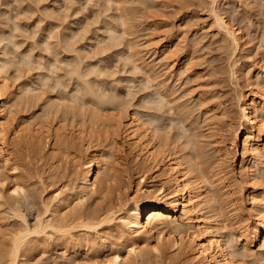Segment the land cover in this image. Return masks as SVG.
I'll return each mask as SVG.
<instances>
[{"label": "rangeland", "instance_id": "374dc122", "mask_svg": "<svg viewBox=\"0 0 264 264\" xmlns=\"http://www.w3.org/2000/svg\"><path fill=\"white\" fill-rule=\"evenodd\" d=\"M124 1L125 2H122L123 3L122 5L125 8L127 7L129 11H131L130 9L131 8L133 9V7L135 6L134 10H132L131 12L134 13L136 12V15H134L133 13L131 14V12L130 15L131 18L132 15L133 17H135L134 20L133 19L131 20H133L132 23L135 22L134 24H132V27H135L133 29L134 31L137 29L136 33L135 34L126 33L124 34V36L120 35L118 38L120 39L122 38L121 40L118 38L117 39L111 38V40H109L110 39L108 37L109 33L106 30V26L108 25L107 21L112 19V22L114 21L113 22L114 24L115 23L118 24V22L120 21V20H114L117 16V15L115 16V14L118 13L117 12L118 9H116L117 6L116 1L46 0L45 2V0H39V1L0 0V11L1 10L3 11L5 9L4 10L5 12L3 11L4 14H2L4 15L2 16L3 18L0 15V28L6 31L3 32L4 34H6L3 36L6 38L7 36H9L7 39L11 40V41L4 40L3 45L6 46L5 50L7 52L9 51V53L13 54V56L11 55L13 57V60L15 62L17 60L18 63L22 64L19 68L20 71L19 70L18 71L21 72L19 74H22L23 76L21 75L22 76V77L20 76L21 79L19 77L17 80L19 82H16L15 83L16 85L14 84V87L13 86L11 87L14 89L16 88L18 89L19 88L18 86H20V82L23 81L24 82L30 81L32 82L33 86H36L33 87L35 88L34 90L36 92L34 91L33 94H30V98L28 99V101L21 102L19 103V105H16L17 107L15 106L16 108L14 107L17 113L13 125L18 123V121L20 120L27 121L28 119L29 122L27 123L30 124V127L33 126L31 128L43 127L44 125L41 123L40 118L41 115L43 114L42 111L44 110V108L45 109L47 108L45 104L47 100L49 101L55 100L58 102L60 101V103L63 104V106L61 104L62 110L64 109L63 111H65V109H67V111L68 109L71 110V108L72 110H74L73 106H75V109L79 107V103L77 104V102L71 101V97H70L71 93H69L68 90L63 89L60 86L62 88L61 91V88H59L58 85H56L55 87V84H57L55 83L57 81L55 79H57L59 73H61L63 76L65 75V77L67 76L66 77L67 80H71V82L69 81L70 86L73 85L75 86L76 84L75 82H77L76 79H74L75 76L69 77L71 76L72 73L71 70L72 67L71 66L69 67L68 63L65 64V62H63L64 57H67V55L71 57L75 56L76 55L74 53L75 51L71 50L72 52L68 51L69 53L66 54L67 51L64 50L65 52H62V54H60L62 49L57 50V49H51V47H49L50 48L49 50L47 44L43 43L44 41L42 42V40L49 41L48 39H51L50 42H55V40L57 42L58 39L55 38L56 36L54 34L56 28H57L56 30L57 32H55L56 34L58 33V31H62V30L63 31L59 32L58 34L60 33L64 34L65 32L67 33V34L65 33V35H67L68 37V38L66 37L68 42H69V38H72V42L75 40L76 45L74 42L72 43L70 41L71 45L72 44L75 45L76 48L82 47L83 54H85L84 53V49H85L86 52L85 56L87 55L86 56L87 58L85 57V59L87 60L86 63L88 62L87 65L90 63L88 65L90 68L88 67V69L90 71L91 70L93 71V72L91 71L92 72L91 75L88 74L90 76H87V78L89 77L88 78L89 83L91 81L93 84L92 86L93 87L95 86V89H97L98 87L99 89L97 90L100 91L101 94L103 92V94L105 95L104 97L107 98L112 97L111 99H114L115 97V99H117L118 101L119 99L120 100L125 99L127 101L130 100L132 103L135 102L136 104H134V106L135 105L138 106V108L136 106L135 107L140 110V113H142L141 115H143V117H148V115L156 112L155 105H151L152 103L150 101L153 100L156 94L155 87L157 86L155 83H158L160 81L159 82L160 86L162 85L161 87L164 90L166 88L167 92L169 93V96L171 94L169 91L174 90L172 91L173 92L172 96H170L171 98H168L169 96L167 97V99H170L172 103L174 102L173 105L174 109L173 108L170 109L168 103L167 105H165V107L167 106L168 108L167 107L163 108L162 106L161 108L163 109V111L162 110L159 111L162 114V116L167 117V118L164 117V119L166 120H163L162 118L161 121L162 124H160L161 126H165L164 129H166V125L168 127L171 126L170 124L171 116L169 115L171 114L173 116V119H178L180 117L178 114H180L181 112H177L174 114V112L179 110L177 106H179L180 104H181L180 106H182V104L186 106L187 103H188L187 106L191 105L189 107L191 109L195 106V109L193 108L195 111L192 115V119L190 118L191 121L189 120L188 121L191 124L192 122L196 121L194 120L196 118L199 121L196 122H198L199 125L201 123L202 129L200 127L197 128H200L198 129V132L204 133V135L201 136V139L205 140V143L210 139L209 127H208L210 126V124L207 123L209 122L208 121L209 119L207 118V114L211 115L210 113L214 114L216 112L217 116L225 117V120L224 118L219 117L221 120L223 119L224 121H226L227 117L222 115L223 113L226 112L225 110L229 108L230 110L228 109V113L230 112L229 114L231 115L232 123H235V125L236 124L239 125V123L241 124L242 119L240 117V111H239L240 107L238 104L239 92L242 90L243 92L249 93L251 92V90H256L259 96L264 94V0H216L215 9L217 10V12L224 18L225 21L228 22V25L231 28L236 29L237 32L239 31L238 33L241 36V38H240V45L239 47H237V49L234 47L231 41H229V39L224 35V33L219 29L218 23L215 20L216 19L214 16L215 14L211 6L213 5L212 3L213 0H147L146 3H144L146 0H144V2H142L141 0H124ZM45 6L46 7L48 6L52 12L50 11V9H47L48 7L46 8ZM43 11L45 14L43 13ZM49 12L50 14H48ZM41 15L43 17H40ZM108 15L111 17H109ZM104 17H106V21L102 22L104 20ZM54 18H57L58 21H55L57 19L54 20ZM16 23H18L20 26ZM54 23L57 24V27L56 25H54ZM14 24H16L17 26ZM101 28H105V30L104 29L102 30ZM117 28L120 29L121 31L122 27H120V23ZM84 29L87 31H85ZM51 34H53L55 37L53 35L51 36ZM97 35L101 39L98 38ZM82 36H84L83 41H82ZM64 37L65 36H63V39ZM106 37L108 38L107 41L108 43L103 42L104 40L106 41L105 39ZM15 41L17 42L20 41L18 47L14 45L16 43ZM161 41H164V43L166 42L169 43L172 46V48L174 47L173 48L174 51L177 50L175 52V55L174 56L172 55L173 59L172 57L165 59L164 57L165 54L163 53V51L162 52L160 51L155 55H153L154 50L151 48V46L153 47L154 44H158L157 42H161ZM41 42L48 49H45V46H43ZM62 42L64 43V41ZM62 42H60L61 45H63ZM51 44L53 45V43ZM108 44L113 45V47L109 45V47L111 46L110 49L106 48L105 46L108 47ZM135 44H137V48L142 49L144 53L146 52L144 54L146 55V58L144 56L143 64L145 61H148L150 67L153 68L156 65L152 69L151 73H150L151 70H149L151 68H148L149 66L146 67L147 62H145L144 64L145 66H143V68L144 67L145 68L140 69V67L138 68L134 67L132 60L129 58L130 53L128 52V49L131 48V46L135 47L136 46ZM54 45L56 46L58 44L56 43ZM102 47L103 49L104 48L107 49V50L104 49L105 51L103 54L101 53L103 51ZM100 48L102 51L100 50ZM82 49H80V51H82ZM161 49L162 48H160V50ZM32 50L34 54H31L33 53ZM51 50L53 51L51 52ZM56 51H60L59 52L60 56L56 54L58 53ZM29 55L33 56L32 61L35 60L34 61L35 64H33V67L34 66L35 67L33 68L31 65L30 66L31 69L29 66H26L27 64L22 62L23 58ZM36 55H38L39 57ZM71 59H73V57ZM41 60H43L42 63L45 62V64L44 65L40 64L41 69L39 70V66L36 67V65H38L39 64L38 61ZM173 60L175 61L174 65H172V63H174ZM187 60H188V64L186 65ZM51 62L52 64H54L53 66L51 65ZM129 62L132 64H129ZM47 63H49L50 66L52 67H50ZM47 65L49 66V68H51L50 70L52 71V74L54 71L58 74L56 76H55L56 73L52 75ZM97 65H99V67H96ZM169 65H171L172 67ZM54 66H56L55 68L56 70L54 69ZM44 70H46L47 73L49 72L51 74L50 76L52 79L51 78L49 79L50 83L48 84L46 81H44L46 83L43 82V80L47 78L45 77L44 73L42 74ZM97 70L99 72L101 71V74H96L95 71L97 72ZM38 71L44 76L39 75ZM152 73L153 75L152 77L150 76V80H149L147 74L151 75ZM154 75L157 77L156 80H153V78L154 79L156 78ZM158 76L160 77V79ZM101 78L102 80L103 79L104 80L102 81ZM221 78L222 80H220ZM148 80L150 81L149 83ZM143 82L145 84H143ZM163 83L166 84L164 85ZM152 85L154 88L151 87ZM102 87L104 88L102 89ZM193 87L194 89H192ZM195 87L197 88V90ZM104 89L105 90L107 89V92ZM189 89L191 92L189 91ZM200 93H202V95ZM143 95L145 99L148 98V95L151 98V99H147V102L149 104L146 103L147 105L145 104V106L143 102L146 100L144 99ZM206 97L211 98V99L210 98L206 99V102H208V104L209 103L212 105L215 104V110H212L210 113H206L205 111L207 108L206 105H208L207 103L202 102L205 105H203L202 103H198L200 102L199 99L202 101V98H204L205 100ZM215 97H216V101H215ZM173 100H177L179 104L177 101L176 103ZM182 100L184 101V103L182 102ZM118 101L115 102L119 104ZM185 101L188 102L186 103ZM112 102L113 100L111 101V103ZM115 102H113V106L117 105ZM107 104L106 105L104 104V106L99 105L98 107L88 103V105L86 106L88 107L86 109V114L88 118L93 114V112L96 113L97 115L98 119L96 124H98V128L96 127V129L104 128L103 122L109 120L110 117L113 116V114L115 113L114 111L115 109L112 110L113 107L110 106L111 104L108 105ZM142 105L144 106V108ZM101 106L102 108H100ZM151 106H153L154 108ZM154 109L155 111H153ZM165 109L167 110V112H165L166 111ZM169 109L170 112L168 111ZM175 109L176 111H174ZM148 112L150 114H148ZM37 114L39 115L41 114L40 117H38ZM195 115L198 116V118ZM177 116L179 117L175 118ZM44 118L45 117H42V119ZM47 118L48 119L45 120L47 122L49 120L51 124L49 122L48 123L46 122V126H44L43 129L44 128L52 129L53 131L55 127V123H53L54 119L51 122L52 120L51 116L48 115ZM37 119L40 120L37 121ZM33 120L34 121L36 120L35 121L36 123ZM30 122L33 124H31ZM38 122L41 124L38 125L37 124ZM88 123L92 124L93 121L88 120ZM190 124L188 125L189 127ZM192 124L191 127H194L193 125L197 126L196 123L193 125ZM111 126L110 127L112 129L113 128L115 129L112 130L109 128L110 132L112 133L109 132V134L102 135L101 142L103 145L100 142L99 144L98 141L94 140L92 146H94L95 144L97 145V143L100 145L98 147L99 148L101 147L102 150L101 152L104 155V158L102 159V164L104 165L107 164V167L109 169L108 171L110 172V178H113V176L114 177L118 176L116 181L113 182H120V189L119 188L114 189L112 192L108 190L107 191L105 190L104 192L91 191L90 194H88V196L82 202H80L76 196H72V198L74 197V199L73 200L71 199L72 202L69 201L70 206H67L66 208L67 211L70 212L71 210H75L73 209L74 207L80 208L83 211H92L93 209L94 210L100 209L102 207L104 210H106L105 209L106 206L112 205L115 207V209L119 208V211H117L116 213L118 216L124 210V208H122L124 207V203L122 204V202H124L126 198L136 196L137 193L139 192L138 191L136 193V190H138V188L142 187L143 185L149 183V180H144L141 183H139V176L144 172L145 174L147 173V175L149 176L152 172L151 171L147 172L144 166L142 168L139 166L140 168H137L138 170L134 168L137 166L135 164L136 160L134 161V159L136 158L133 155L134 153L132 154L131 152H129V150L125 147V144L123 143V131L121 130V128L118 129L117 125H116L117 128L113 127V125ZM174 126H175L174 124H172L171 126L172 128H174L173 131H171V129L169 128L171 131L170 133H174L177 130L176 126L175 127ZM191 127L190 129H192ZM70 128L71 127L69 125L66 126V130L69 131ZM188 132H189V136H191V133L193 131L192 132L188 131ZM188 132L184 136H187ZM96 137H98V135ZM8 139L9 140H7L8 145L6 152L9 153L11 156L10 159L11 163L9 161V163L7 164L8 166H6L5 169L1 170L4 176L6 175L7 182L4 186L0 185V257L4 255L3 258H5L8 255V252L10 250L9 249L10 243L8 241L10 240V236L13 233L17 232V230L23 229V227L26 226L32 228L38 227L40 218H46L48 216L53 217L54 213H48L46 211V203L57 202L56 198L57 196H59L58 194H60V197L63 196L70 197L72 195V192L75 189H77V185H76L77 176L84 169L83 163L87 160V155L90 150L89 147L85 146L84 144L82 145L81 143L79 145L77 144L72 149H67V150L57 149V148L54 149V139L51 133L47 136L46 142L45 139L43 140L45 143V144L42 143L43 146L40 145L38 146V144H35L34 141L33 143H30L31 140H29V144L28 143L25 144L24 142L22 143V145L21 144L17 145L12 140V135H9ZM184 139L185 138L183 137V140ZM224 144H225L224 146H226L225 148L226 150L225 149L224 150L227 151L228 148H230L228 146L230 143L228 144L227 142ZM212 147L213 144H208L205 147L206 151L208 150L207 153L213 152ZM236 147H237L236 151L235 149L233 150V152L235 151L236 154L234 153L232 156L231 153L230 154L227 153L228 156L227 161H229V164L227 163L228 166L226 165V167H228L226 169L227 171H229L228 176L231 182V187L235 190V192H233L234 194L228 196L229 201L227 203L229 209L228 210L229 213L228 215L230 217L229 219L231 224L235 226L234 227L235 231L237 229L246 227L248 222L253 217L252 211L254 212V210L252 209L253 206L251 205L252 200L248 195L250 190H252V188L256 186L257 189H259L260 193L264 192L263 170L258 169L259 171L254 173V177L248 181L246 177L243 175L241 170V158L243 155L242 140L239 141V144L238 146L236 145ZM105 160L107 161L105 162ZM127 177H129V179H127ZM15 180H19V182H21V184L25 188L24 190L26 191L22 190L18 193L12 191L11 187ZM154 187L157 186H153V188ZM120 195H122L121 196L122 198L119 197ZM110 198L113 200L112 204H110L111 202ZM117 198L119 200L121 199L120 202L119 200H117ZM107 222L109 221H105L101 223V225L99 224L98 225L99 228H97L96 230L94 229L87 230L88 232L90 231L91 233L88 236L91 239H93V237L95 236L94 239L96 240L98 239L96 237L99 236L100 238V236L102 237L104 236L110 246L112 245V243H114L113 244L114 247L119 248L122 254L126 253V249H125L126 248L125 245L127 244L126 239H124L123 237L118 239L112 234V232H110V230H108V228L105 229L106 227H109L111 224H113V222L115 221L113 222L110 221V223ZM76 231L74 232V236H73L74 239L70 237V240L73 239L72 240L73 242H68V244L74 243L75 238L79 240L80 236L83 234V233L81 234L82 232L81 228H78ZM56 236L57 235L49 236L44 234L43 232L42 233L40 232V234L37 233L36 234L33 233L32 235L30 234V237H32L33 239L31 238L32 240L29 243V247L34 245L33 246L34 250L32 247L30 251L29 248L30 254L27 253V255H25L24 258L22 256L21 259L22 262L20 261L19 264H56V262L60 264V262L62 263V260L63 262H66V261H70L71 259H72L71 260L72 263L75 260H77V262L75 261V264H96V261L90 259L89 255L93 254V256H95L94 253H96L98 254L96 256L99 257L98 258L99 260L102 259V257L106 252L105 250L98 248L101 247V245L100 246L97 245L98 247L96 245L92 247L93 246L92 243H88V245H92L89 246V249H91V247L93 249L90 250L91 253L89 252L88 255H85L84 253L86 250L87 243L83 244L82 239H81L82 241L80 240L77 241L79 245L75 244L76 243L75 241L74 244L68 245L69 247L68 246L66 247V245L64 244L62 247V244H60L59 241V237L57 236L58 240H56L57 239ZM157 241H158L157 238L155 237L152 238L150 244L145 245L147 251L145 257L137 258L138 260L136 262H135V258H133L132 261L133 264H193V261L189 258L175 259L173 255H171L170 253L172 250H167L164 252L158 251L156 248L158 243ZM58 244H60V246H58ZM95 247L97 249H94ZM111 247L113 248V246ZM257 249H258V244L256 243L254 245V250ZM64 250L66 251L65 254L68 253L67 255L64 254ZM94 250L97 251L95 252ZM92 251H94V253H92ZM70 253L72 254V256H70ZM62 257L63 259H61ZM64 257L66 258V260H64ZM255 259H256L255 260L256 264H264V256H261L260 254H256Z\"/></svg>", "mask_w": 264, "mask_h": 264}, {"label": "bare ground", "instance_id": "6f19581e", "mask_svg": "<svg viewBox=\"0 0 264 264\" xmlns=\"http://www.w3.org/2000/svg\"><path fill=\"white\" fill-rule=\"evenodd\" d=\"M112 1L117 2L116 9H118L117 10L118 13L115 14V16L116 15L117 16L116 18L114 17L115 18L114 20H120V21L118 22V24L117 23L114 24L113 23L114 21L112 22V19L110 18L109 19L111 20V22L110 20L107 21L108 25L107 24L106 25L108 27L106 25L105 26H106L107 32L109 33V36H108L110 38L109 40H111V38L117 39L120 35L124 36V34L126 33L135 34L137 29L134 31L133 29L135 27H132V24L135 23V22L132 23L135 17H133L132 15V18H131V15H130V12L134 10L135 6L133 7V9L132 8L130 9L131 11H129L127 7L125 8L122 5L123 4L122 2H125L124 0L123 1L122 0H112ZM141 1L144 2V0H141ZM146 2L147 0L144 3ZM212 3H213V5H211L212 10L215 14L214 15L216 18L215 20L218 23L219 29L224 33V35L229 39V41H231V43L237 49V47H239L240 45V38H241V36L238 33L239 31L237 32L236 29L231 28L228 25V22L225 21L224 18L217 12V10L215 9L216 0H213ZM47 9H50V8L48 7ZM3 11L2 10L0 11L1 17L4 16L2 15L4 14ZM132 13L136 15V12L135 13L131 12V14ZM48 14H50V12ZM40 17H43V16L41 15ZM55 19L57 18H54V20ZM55 21H58V19ZM105 21H106V17H104V20L102 22H105ZM40 22H43V21H40ZM55 23L54 25H56L57 27V24ZM119 23H120V27H122L121 29L122 32L120 31V29L117 28L119 26ZM101 29L105 30V28H101ZM56 30L54 31V34L56 37L53 34H51V36L53 35L56 39H58L57 42L56 40L55 42H50L51 39H48L47 37L46 38L49 41L42 40V42L44 41L43 43H46L48 48L51 47V49H57V50L62 49L60 54H62V52H65V51H67L66 54L69 53L68 51H71V50L75 51L74 53L76 55L74 54L75 56H72L73 59H71L72 58L71 56L67 55V57H64L63 62H65V64L68 63L69 67L70 66L72 67L71 69L72 73L70 71L71 76L69 77L75 76L76 78L74 77V79H76L77 82L74 81L76 83L75 86L74 85L70 86L71 80H67L66 79L67 76L65 77V75L63 76L61 73L58 74L54 71L53 74L56 73L55 76L58 74L57 79H55L57 80L55 82L57 83L55 84V87L56 85H58L59 88L62 87L63 89L68 90L69 93H71V96H70L71 101L77 102V104L79 103V107L75 109V106H73L74 110H72L71 108V110L68 109L67 111V109H65V111H63L64 109L62 110V107H61L62 103H60V101L58 102L55 100L53 101L47 100L45 102L47 108L46 109L44 108L43 111L41 110L43 113L41 114L43 116L40 114L41 120L37 119V121L40 120L41 123L44 126H46V122H47L46 120L48 119L47 117L48 115L51 116L52 120L50 118L49 119L51 120V122L54 119L53 123H55V127L52 131V129H45V128L44 130L43 129L44 126L31 128L33 126L30 127V124L27 123L29 122L28 119L27 121L20 120L18 121V123L13 125L14 120L16 119V113H17L15 109L17 107L16 105H19V103L21 102L28 101V99L30 98V94H33V92L35 91L34 90L35 88L33 87H36V86H33L32 82L30 81L29 82L23 81V82H20V86H18L19 87L18 89L17 88L14 89L11 87V86L14 87V84L16 82H19L17 80L22 75V74H19L21 73L19 72L20 71L19 68L22 64L18 63L17 60L15 62L12 57L13 54L5 50L6 46L3 45V42L4 40H8L7 38L9 36H7V38L4 37L3 35H6V34H4L3 32H6V31L0 28V185L4 186L7 182V177L6 175L4 176L1 170L5 169V167L8 166L7 164L9 163L11 159L10 154L6 152L7 145H8L7 140H9L8 139L9 135H12V140L17 145H20V144L22 145V143L24 142L25 144L27 143L29 144V140H31L30 143H33L34 141V143L38 144V146L39 145L43 146V144H45L43 140L45 139V142H46L47 136L51 133L54 139V149L55 148L66 149V150L72 149L74 146H76L77 144L79 145L81 143L82 145L84 144L85 146L89 147L90 150L89 152L87 151L88 152L87 160L83 163L84 169L77 176V182H76L77 189H75L72 192V195L70 197L69 196L60 197V194H58L59 196H57L56 198L57 202L55 203L47 202L46 203V211L48 213H54L53 217L48 216L46 218H40L38 227L32 228V227L26 226V227H23V229L17 230V232L13 233L10 236V240L8 241L10 243L9 244L10 250L8 249L9 250L8 255L6 254L8 257L6 256L5 258H3L4 255H2L0 257V264H19L20 261L22 262L21 260L22 256L24 258V256L27 255V253L30 254L31 249L34 246L33 245L29 247V243L33 239L32 237H30V234L31 235L33 233L40 234V232L41 233L43 232L44 234L49 235V236L57 235L59 237L60 244H62V247H63V244L66 245L67 247L68 245L74 244L75 241H76L75 244L79 245V243H77V241L79 240L80 241L83 240L82 241L83 244L87 243V245L88 243H92L93 246L86 245V250L84 253L85 255H88L90 250L93 249L92 247H94L95 245L96 246L101 245V247H98V246L97 247L99 249L101 248L102 250L106 251L102 259L98 260L99 257L96 256L98 254L94 253V251L96 252L97 250L92 251V253H94L95 256H93V254L89 255V258L95 260L96 264H133L132 262L133 258H135V262H136L138 260L137 258L145 257V254H147L145 245L150 244L152 238L154 237L157 238L158 240L157 241L158 243L156 246L158 251L164 252L167 250H172L170 253L171 255H173L175 259L189 258L193 261V264H251V263L256 264L255 263L256 254H260L261 256H264V192L260 193L259 189H257L256 186H254V188L250 190L248 195L250 196V199L252 200L251 205L253 207L252 206L251 207L254 210V212L252 211L253 217L248 222L246 227L240 228V229L236 228L237 230L235 231V228H234L235 226L231 224L230 219H229L230 218L228 215L229 209L227 206V203L229 201L228 196H231L232 194H234L233 192H235V190L231 187V182L228 176L229 171H227L226 168L228 167H226V165L227 163L229 164V161H227L228 159L227 153L229 154L231 153L233 156V154L235 153L237 149L236 145L238 146L239 141L242 140L243 155L241 158V170H242L243 175L249 181L254 177L255 172L259 171L260 169L263 170L264 172V94L259 96L256 90H251V92L249 93L239 90L240 92L238 94V100H239L238 104L240 107V110H239L240 117L242 119L241 120L242 123L241 124L239 123V125L237 124L235 125V123H232L231 115L229 114L230 112L228 113L229 108L225 110L226 112L223 113L222 115V116L227 117L226 121H224L225 117L217 116L216 112L214 114L210 113L212 110H215V104L214 105L210 103L208 104V102H206V99L207 98L209 99L211 96L206 97L205 100L204 98H202V101L199 99L200 102L198 103L203 102V103L208 104L206 105L207 108L205 111L206 113L211 114V115L207 114V118L209 119L208 120L209 122L207 123L210 124V126H208L210 139L206 142L207 144L205 143V140L201 139V136H203L204 133L198 132V129L201 128V123L199 125L198 123L199 121L196 118L194 119V117L193 119L198 122L194 121L192 123L193 124L198 123V124L197 126H195L191 123L195 128L191 127V124L189 121H191L192 115L195 111L194 110L195 104L193 105L194 109L193 108L191 109L189 108L191 106L190 104H189L190 106H187L188 101L187 102L185 101L187 103L186 106L184 104L180 106L181 105L180 104L179 106H177L179 110L178 111H176V109L174 110L176 111L174 112V114L177 112H181L180 114H178L180 117L179 116L175 117V118L179 117L178 119H173V116L171 114L169 115L171 116L170 117L171 126L172 124H174L177 129V130L175 129L176 131L174 133H170L171 131L174 130V128H172L171 126L168 127L166 125V129H167L166 130L164 129L165 126L160 125L162 124L161 122L162 118L163 120H166L164 119V117L165 118L167 117L162 116V114L159 111L161 110L163 111L161 107L163 106V108H166L167 106L165 107V105H167L168 103H169L168 106H170V109L172 108L174 109V106H173L174 102L172 103L170 99H167V97L169 96V93L167 92L166 88L165 90L162 89L161 87L162 85L160 86V83H159L160 81L158 83H155L157 86L155 87L156 94L153 100H150L152 103L150 104L155 105L156 112L152 114L148 112V114L150 115H148V117H143V115H141L142 113H140V110L137 109L138 106L135 105L137 108L134 106V104H136L135 102L132 103L130 100L127 101L125 99H121V100L119 99L118 101L117 99H115V97L114 99H111L112 97L107 98V97H104L105 95L103 94V92L101 94V92L97 90L99 89L98 87L97 89H95V86L94 87L92 86L93 85L92 82L90 81L91 84L89 83V79H88L89 77L87 78V76H90L93 71L91 70L92 71L91 72L88 69L89 67L88 65L90 63L88 65H87L88 62L86 63L87 60L85 59V57L87 55L85 56L86 54L85 49H84L85 54H83L82 47L76 48L75 40L73 41L75 45L73 44L71 45L72 38H69V42L71 41L69 43L67 40L68 37L67 35H65L66 32L64 34L60 33L61 35L65 36L63 39V36L58 34L59 32H62L63 30L58 31L57 33L58 35L55 33L57 32ZM84 36H82V41H83ZM97 37L100 38L98 35ZM55 38H52V39H55ZM13 39H16V38H13ZM105 39L106 41L104 40L103 42L108 41L107 37ZM8 41H11V40H8ZM62 41L66 43L64 44ZM15 42L16 43L14 45L18 47L20 44L19 43L20 41L19 42L15 41ZM60 42H62L63 45H61ZM51 43H53V45L57 43L59 46L58 45L53 46ZM157 43L158 44H154L153 47L151 46V48L154 50L153 55H155L156 53L160 51L161 52L163 51V53L165 54L164 56L165 59L171 58V57L173 59V56L175 55V52L177 50L174 51L173 50L174 47L172 48V46L167 42L164 43V41H161ZM42 45L45 46L44 44ZM109 45L111 44H108V47L107 46L105 47L109 49L111 46L113 47V45H111L110 47ZM135 45H136L135 47L131 46V48L128 49V52L130 53V54L128 53L130 55L129 58L132 60L134 67H137V68L140 67V69L141 68L144 69L145 67L143 68V66H145L144 65L145 62H147L146 67L149 66L148 61H145L143 64V58L144 56L146 58V55H144L146 52L144 53L142 49L137 48V44ZM48 48H46L45 46V49H48ZM106 48L104 49L107 50ZM160 48L162 49L160 50ZM80 49H82V51H80ZM104 49L102 51L100 48V50L102 51L100 52L102 54L105 51ZM52 51L53 50H51V52ZM56 52H58L56 54L59 55L60 51H56ZM31 54H34V52ZM30 55L27 57L25 56L22 62L27 64L26 66L30 67L32 65L33 67V64H35L34 62L35 60L32 61L33 56H30ZM38 62L39 64L37 63L38 65H36V67L39 66V70H40L41 69L40 64L44 65L45 62L42 63L43 60L38 61ZM52 62H51V65L53 66L54 64H52ZM130 62L129 64H132ZM173 62L174 63H172V65L175 64L174 60ZM186 62H187L186 63L187 65L188 60ZM16 63L19 64V67H18V64ZM49 63L47 64L50 66ZM49 66H48V69L50 70L51 68H49ZM56 66H54V69L56 68ZM96 67H99V65H97ZM148 68H151L149 69L151 70L150 71L151 73L153 68L150 66ZM98 70L97 72H99ZM45 71L46 70H44L42 74L44 73L45 77L47 78L44 79L43 77L44 79L43 82L46 81L48 84L50 83L49 79L51 78L50 75L52 74V71L51 70H50L51 72L49 71L51 74ZM97 72L95 71L96 74H101V71L99 73ZM42 74L39 72V75H42ZM147 75H148L147 77H149V80H150V76L152 77L153 73L151 75L150 74H147ZM97 78H98V75H97ZM156 79L157 77L155 79L153 78V80H156ZM149 80H148V83L150 82ZM220 80H222V78ZM143 84L145 83L143 82ZM153 85L151 86L152 88H154ZM62 88H61V91H62ZM103 88L104 87H102V89ZM192 89H194V87ZM105 91L107 92V89ZM172 91H169L171 93L170 96H172V93H173ZM200 94L202 95V93ZM170 96L168 98H171ZM66 98H69V97H66ZM147 99H151L149 95ZM147 99H145L146 101L143 102L144 106L146 103H148ZM110 100L111 101L113 100V102L118 101L119 104L115 102L117 105L113 106V102L111 103ZM177 100H173V101L176 102ZM215 101H216V97H215ZM182 102L184 103L183 100ZM88 103H90L93 106L95 105L98 107L99 105L104 106V104L106 105L108 103V104H111L110 105L111 107H113L112 110L115 109L114 110L115 113L113 114V116H111L112 118L110 117L109 120H106L103 122L104 128L96 129V127L98 128V124H96L97 119H98L96 113L93 112V114L89 116L88 118L86 114V109L88 108L86 106L88 105ZM100 108H102V106ZM155 109L153 111H155ZM170 109L168 110L169 112H170ZM199 111H202V110H199ZM165 112H167V110ZM40 115L37 114L38 117H40ZM200 116H199V119H200ZM42 117H45V118L42 119ZM196 117L198 118V116ZM219 117L224 118V120L223 119L221 120ZM88 120L93 121V123L89 124ZM187 121H188V124H187ZM41 123L38 122L37 124L39 125ZM189 124L192 129H190V127L188 126ZM67 125L71 127L69 131L66 130ZM111 125H113V127H116L117 125L118 129L121 128V130L123 131V143L125 144V147L129 150V152H131L132 154L134 153L133 155L136 158L134 159V161L136 160L135 164L138 167L136 166L134 168L137 169L140 167L142 168L144 166L147 172L149 171L152 172V173L150 172L151 174L149 176L147 175V173L145 174V172L140 174L139 176V183H141L144 180H149V183L138 188V190H136V193L138 191L139 192L137 193L136 196L126 198L125 201L123 200L124 202H122V204L124 203V207L122 208H124V210L118 216L116 213L117 211H119V208L115 209L114 206L110 205L112 204V201H113L111 198H110L111 202L109 204L110 206H106V208L104 207L106 210H104L102 206H101L102 208L95 209V210L93 209L92 211H83L80 208L74 207L73 209L75 210H71L69 212L66 210V208L67 206H70L69 201L72 202V200L74 199V197L72 198V196H76L78 200L82 202L88 196V194H90L91 191L104 192L105 190L106 191L108 190L112 192L114 189H117V188L120 189V182H113V181H116L118 176H115V177L113 176V178H110V172L108 171L109 169L107 167V164L106 165L102 164V159L104 158V155L101 152L102 151L101 147L100 148L98 147L100 146L99 145L100 143L102 144L101 142L102 135L109 134L110 132L109 128L112 129ZM197 127H200V128H197ZM169 128L171 129V131ZM114 129L115 128H113L112 130ZM96 131L100 133H97ZM188 131H191V132L193 131L191 133V136H189ZM187 132H188V135L184 136L187 134ZM97 135L98 137H96ZM183 137L185 138L184 140H183ZM94 140L100 143L98 144L96 142L97 145L95 144L94 146H92ZM227 142L228 144L230 143L231 145L229 144L228 146L230 148H228V150L225 151L226 146H224L225 145L224 143H227ZM208 144H213V147H212L213 152H210L211 154L207 153L208 150L206 151L205 149V147ZM234 149L235 151L233 152ZM106 161L107 160H105V162ZM127 179H129V177H127ZM153 186H157V187L153 188ZM11 189L12 191H15V193H18L22 190L26 191L24 190L25 188L23 187L21 182H19V180H15L13 182ZM121 196L122 195H120L119 197ZM118 198L117 200H119ZM105 221H109L107 223H110V221L112 222L115 221L113 222V224H111L109 227H106L105 229L108 228V230H110V232H112V234L118 239L122 237L126 239L127 241L126 242L127 244L125 245L126 253L122 254L119 248L114 247L113 245L114 243H112L111 245L113 246L112 248L109 245L108 241H106V238L104 236H103L104 238L102 236H100V238L99 236L96 237L98 238L97 240L94 239L95 236L93 237V239H91L88 236L91 233L90 231L88 232L87 230H91V229L96 230L97 228H99L98 225L99 224L101 225V223ZM78 228H81L82 230L81 234L83 233L80 236V239L77 240L75 238L74 243L68 244V242H73L72 240L74 239L73 238L74 232ZM165 233H166V236H165ZM58 237L56 240H58ZM70 237H72L73 239L70 240ZM256 243L258 244V249L254 250V245ZM60 244H58V246H60ZM89 246H92L91 249H89ZM29 248H30V251H29ZM94 249H97V248L95 247ZM33 250H34V247H33ZM65 253L66 251L64 250V254ZM70 256H72L71 253H70ZM65 257H64V260H66ZM61 259H63V257ZM71 260L66 261V262H63L62 260V263L60 262V264H73V263L75 264V261L77 262V260H75L72 263ZM56 264H59V263L56 262Z\"/></svg>", "mask_w": 264, "mask_h": 264}]
</instances>
